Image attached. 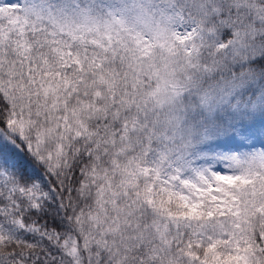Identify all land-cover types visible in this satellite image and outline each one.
<instances>
[{
	"label": "snow or ice",
	"instance_id": "6c2138e0",
	"mask_svg": "<svg viewBox=\"0 0 264 264\" xmlns=\"http://www.w3.org/2000/svg\"><path fill=\"white\" fill-rule=\"evenodd\" d=\"M0 264H264V0H0Z\"/></svg>",
	"mask_w": 264,
	"mask_h": 264
}]
</instances>
